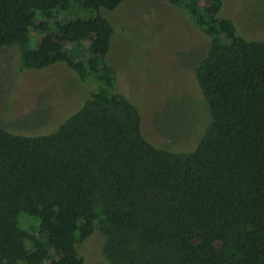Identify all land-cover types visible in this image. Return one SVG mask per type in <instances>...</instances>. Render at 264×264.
<instances>
[{
    "label": "trees",
    "instance_id": "1",
    "mask_svg": "<svg viewBox=\"0 0 264 264\" xmlns=\"http://www.w3.org/2000/svg\"><path fill=\"white\" fill-rule=\"evenodd\" d=\"M124 0H0V50L21 71L66 65L90 97L59 128L0 123V264H264V40L222 15L224 0H169L210 38L196 63L209 121L191 150L156 146L117 92ZM92 238V240H93Z\"/></svg>",
    "mask_w": 264,
    "mask_h": 264
},
{
    "label": "rangeland",
    "instance_id": "2",
    "mask_svg": "<svg viewBox=\"0 0 264 264\" xmlns=\"http://www.w3.org/2000/svg\"><path fill=\"white\" fill-rule=\"evenodd\" d=\"M103 14L116 30L109 60L119 71L117 92L138 107L146 137L158 147L193 149L209 121L194 69L210 38L169 0H124ZM221 14L248 39L264 40V0H224ZM19 63L16 47L0 50V123L10 132H54L91 95L64 64L21 71ZM92 238L80 251L84 264H108L100 238Z\"/></svg>",
    "mask_w": 264,
    "mask_h": 264
}]
</instances>
